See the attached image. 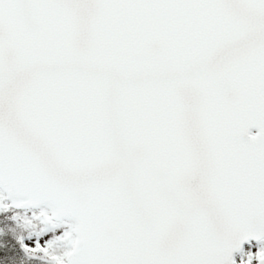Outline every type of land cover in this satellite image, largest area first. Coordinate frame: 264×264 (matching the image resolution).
<instances>
[{
  "label": "snow or ice",
  "instance_id": "snow-or-ice-1",
  "mask_svg": "<svg viewBox=\"0 0 264 264\" xmlns=\"http://www.w3.org/2000/svg\"><path fill=\"white\" fill-rule=\"evenodd\" d=\"M0 264H264V0H0Z\"/></svg>",
  "mask_w": 264,
  "mask_h": 264
}]
</instances>
